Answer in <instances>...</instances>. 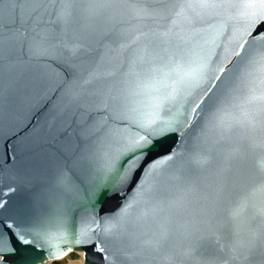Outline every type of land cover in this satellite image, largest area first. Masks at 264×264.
I'll return each mask as SVG.
<instances>
[{
    "label": "water",
    "instance_id": "water-1",
    "mask_svg": "<svg viewBox=\"0 0 264 264\" xmlns=\"http://www.w3.org/2000/svg\"><path fill=\"white\" fill-rule=\"evenodd\" d=\"M234 2L223 13L204 12L195 0H0V23L14 38L0 71V221L31 242H14L10 264H41L49 237L81 228L91 232L94 264L98 256L108 257L103 264H193L184 255L189 247L196 264H264V198L256 193L264 183L262 137L243 122L264 107L244 102L249 88L264 94V70L237 75L223 129L209 118L195 132L193 121L158 136L153 130L183 121L184 110L154 109L128 78L183 48L189 55L182 62L195 53L211 61L212 79L189 90L220 88L214 77L223 80L244 55L237 37L251 9L247 0ZM136 133L160 141L145 164L162 162L151 175L138 170L115 197L107 164L123 137ZM125 203L132 206L117 216ZM109 218L115 235L96 227ZM162 233L168 243L151 251ZM54 262L64 261L47 264Z\"/></svg>",
    "mask_w": 264,
    "mask_h": 264
},
{
    "label": "snow or ice",
    "instance_id": "snow-or-ice-1",
    "mask_svg": "<svg viewBox=\"0 0 264 264\" xmlns=\"http://www.w3.org/2000/svg\"><path fill=\"white\" fill-rule=\"evenodd\" d=\"M92 2L107 5L118 2V0H92ZM195 7L204 12L219 10L227 13L236 7V4L234 0H195ZM244 7L251 9L246 14L247 26L237 37L238 41L243 40V43L239 44V48L244 55L232 69L228 70L229 75L223 80L219 75L214 77L216 81H220V88H217L215 83H211L209 86L202 88L201 92L197 94H193L189 90L190 85L193 83L201 85L212 79L207 73L211 61L207 54L195 53L194 60L182 62L184 57L189 55L188 51L183 48L170 50L166 62L147 69L129 71L128 78L135 83L137 94L144 96L154 109L172 104L179 105L184 110L183 121H167L158 130H153L155 135L158 136L160 133L169 130L179 132L185 127L192 126L193 121H195V127L193 128L195 132L196 128H201L209 118L215 120L218 128L223 129L225 127L228 115L227 106L233 100L230 89L233 87L237 75H244L245 73L251 75L248 72L249 69L264 70V28L260 30L253 28L254 25L264 24V0H247ZM6 27L9 34L5 32ZM11 31L10 26L0 23V71L3 69L6 46H10L14 39L10 35ZM246 37L251 38V43ZM246 44L248 45L247 49H245ZM237 55H240V53H237ZM220 71L223 73L224 69L221 68ZM164 80L167 82H164ZM213 89H216V91L214 92ZM205 98H207V101ZM244 102L249 104L264 103V94H258L255 90L249 88L247 95L244 97ZM105 116L108 120L114 118L112 113H105ZM243 122L254 136L259 134L262 137L256 147L260 151H264V107L259 108L253 114L246 113ZM133 123L138 122L133 120ZM105 124H107V121H105ZM150 126L151 122L147 124L139 123L141 128H149ZM151 136L152 133H146L145 135L136 133L124 136L118 152L109 158L106 170L111 177L110 190L113 191L115 197H118L124 191L130 179L136 178L138 170L144 168L151 175L160 166L161 158L153 160L151 164H145L146 157L160 143L159 140L153 141L150 138ZM171 158L172 156L169 154L167 159ZM260 166L264 168V161L261 162ZM140 187L143 188L142 185ZM256 193L264 198V183L259 185ZM131 206V203L123 204L116 215L124 216ZM0 207H3L2 202H0ZM259 215L264 217V206L259 209ZM110 220L111 218L106 219L103 226L96 222V227L106 235H115L109 226ZM91 239V232L87 228H81L71 236L65 234V236L60 237H49L46 256L42 258L41 264H47V261H64L67 264L68 260H76L80 264H94L88 251ZM57 241H62L67 246L62 247L61 243ZM14 242L23 245L31 243L24 238L20 231L14 229L13 225L0 221V264H10V257L14 256L17 251ZM167 243V234L162 233L156 241L150 243L149 248L151 251L158 253ZM95 251L103 253L104 249L97 247ZM184 255L193 264H196L197 251L195 248H187ZM107 260V256H98L95 264H103Z\"/></svg>",
    "mask_w": 264,
    "mask_h": 264
},
{
    "label": "bare ground",
    "instance_id": "bare-ground-1",
    "mask_svg": "<svg viewBox=\"0 0 264 264\" xmlns=\"http://www.w3.org/2000/svg\"><path fill=\"white\" fill-rule=\"evenodd\" d=\"M72 261H76V260H68V261H67V264L70 263V262L72 263ZM76 262H79V261H76ZM79 263H80V262H79ZM50 264H65V262H63V263H60V262H58V263H57V262H54V263H50Z\"/></svg>",
    "mask_w": 264,
    "mask_h": 264
},
{
    "label": "rangeland",
    "instance_id": "rangeland-1",
    "mask_svg": "<svg viewBox=\"0 0 264 264\" xmlns=\"http://www.w3.org/2000/svg\"><path fill=\"white\" fill-rule=\"evenodd\" d=\"M68 264H80L79 262H76V261H72V263H68Z\"/></svg>",
    "mask_w": 264,
    "mask_h": 264
}]
</instances>
